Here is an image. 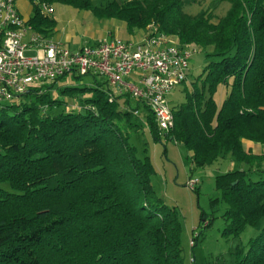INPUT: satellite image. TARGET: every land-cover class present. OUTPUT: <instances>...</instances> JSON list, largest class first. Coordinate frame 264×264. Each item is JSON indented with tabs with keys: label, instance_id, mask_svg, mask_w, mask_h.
<instances>
[{
	"label": "trees",
	"instance_id": "trees-1",
	"mask_svg": "<svg viewBox=\"0 0 264 264\" xmlns=\"http://www.w3.org/2000/svg\"><path fill=\"white\" fill-rule=\"evenodd\" d=\"M184 1L30 0L27 25L39 34L56 26L43 6L59 3L122 21L129 33L156 27L192 56L170 91L179 87L182 100L167 96L173 124L165 132L145 101L115 95L94 75L90 87L55 92L58 80L81 77L68 74L0 103V264H186L177 207L157 195L151 159L136 147L144 130L154 142L181 145L195 167L228 156L246 166L215 177L220 197L211 203L225 205V238L258 231L230 264H264V155L243 146H264V4L229 0L213 22L184 13Z\"/></svg>",
	"mask_w": 264,
	"mask_h": 264
},
{
	"label": "built area",
	"instance_id": "built-area-1",
	"mask_svg": "<svg viewBox=\"0 0 264 264\" xmlns=\"http://www.w3.org/2000/svg\"><path fill=\"white\" fill-rule=\"evenodd\" d=\"M43 11L51 13L45 6ZM25 32L14 0H0V103L64 75H94L105 79L115 95L145 101L160 131L172 127L167 96L185 80L192 51L176 48L156 27L140 42L102 39L75 51L37 38L26 44ZM195 186L187 183L190 190Z\"/></svg>",
	"mask_w": 264,
	"mask_h": 264
},
{
	"label": "rangeland",
	"instance_id": "rangeland-1",
	"mask_svg": "<svg viewBox=\"0 0 264 264\" xmlns=\"http://www.w3.org/2000/svg\"><path fill=\"white\" fill-rule=\"evenodd\" d=\"M110 1L112 0H91L94 7L105 6ZM261 1L264 4V0ZM230 6L229 0H186L181 10L190 16H197L202 12L208 13L215 22L224 17ZM51 8L53 12L50 16L57 22L58 34L56 36L69 33L76 38L79 46L93 45L95 38H90L92 35L106 38L117 37L122 41L130 40L125 23L122 21L99 19L92 11L78 10L71 6L63 7L59 3L52 4ZM65 8L71 10L74 13L73 16L64 14ZM113 22L118 24L117 28ZM138 33L142 36L146 32L139 31ZM26 55H31V53L26 52ZM190 67V74L199 73L201 58L195 57L190 62ZM91 82L92 79L88 76L75 79L68 75L56 82L54 90L59 91L63 86L90 87L93 86ZM178 88L169 94V101L182 100L177 92ZM83 97H88V94L85 93ZM67 102L71 105L74 103L71 99ZM143 144L146 148V155L149 156L154 166L155 173L151 181L157 195L169 206L177 207L178 219L182 228V254L186 264H230L235 258V251L237 249L245 251L248 241L255 237L258 231L247 226L236 237L225 238L221 235L224 228L221 216L225 205L221 202L214 205L211 203L212 200L220 197L215 189L214 180L219 174L244 170L246 166L233 161L228 156L225 160H220L213 165L203 168L195 167L190 161L189 153L181 145L165 139L154 142L147 130L140 134V142L136 145L139 152ZM243 146L249 148L253 154L264 155L263 145L244 140ZM188 182L196 183V191L187 187ZM202 219L205 220L204 223L201 222ZM208 222L210 225L205 227ZM199 233L200 236L194 246V238Z\"/></svg>",
	"mask_w": 264,
	"mask_h": 264
},
{
	"label": "crops",
	"instance_id": "crops-1",
	"mask_svg": "<svg viewBox=\"0 0 264 264\" xmlns=\"http://www.w3.org/2000/svg\"><path fill=\"white\" fill-rule=\"evenodd\" d=\"M112 1H116L119 4L125 2L124 1H119V0H112ZM15 5H16V9L18 14L20 15L24 25H25V43H28L31 41L32 38H37L39 42H46V41H52L55 43H60L61 45H63L64 47L68 48L69 50L75 51V50H79L80 48H82L83 46H79L78 41L76 40L75 37H73L71 34L69 33H65L64 35H58L56 36V34H58V29H57V22H56V26L54 27L52 33L50 35H45V34H39L35 31H33L28 25L27 22L30 19V17L32 16V4L30 2V0H14ZM63 7H68L67 5H63L60 4ZM51 10L50 15L52 14L53 10L51 8V6L49 7ZM64 14H70V16H73V12L71 10H69L68 8H65L64 10ZM51 17V16H50ZM53 18V17H51ZM113 25L117 28V23L113 22ZM126 26V25H125ZM121 27V26H120ZM145 31V30H144ZM143 31V32H144ZM128 32V31H127ZM139 31H134V32H128V34L130 35V40L128 41H133V42H140L142 40L145 39V37L147 36V33H145L144 35H139L138 33ZM146 32V31H145ZM112 36V35H111ZM90 38L94 39L95 38V42H98L99 40L102 39H119L117 37H112V38H106L104 36L102 37H95L94 35H92ZM99 80V79H98ZM190 155V154H189Z\"/></svg>",
	"mask_w": 264,
	"mask_h": 264
}]
</instances>
